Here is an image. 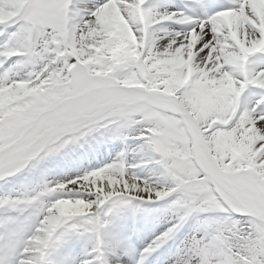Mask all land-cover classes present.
<instances>
[{
  "label": "snow or ice",
  "instance_id": "6c2138e0",
  "mask_svg": "<svg viewBox=\"0 0 264 264\" xmlns=\"http://www.w3.org/2000/svg\"><path fill=\"white\" fill-rule=\"evenodd\" d=\"M0 264H264V0H0Z\"/></svg>",
  "mask_w": 264,
  "mask_h": 264
}]
</instances>
